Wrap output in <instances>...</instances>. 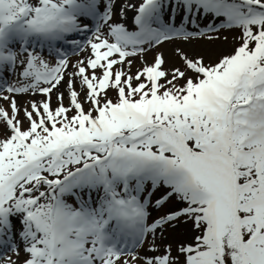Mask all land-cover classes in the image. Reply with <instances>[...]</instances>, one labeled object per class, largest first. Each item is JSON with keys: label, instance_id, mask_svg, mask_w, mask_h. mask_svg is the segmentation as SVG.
<instances>
[{"label": "snow or ice", "instance_id": "6c2138e0", "mask_svg": "<svg viewBox=\"0 0 264 264\" xmlns=\"http://www.w3.org/2000/svg\"><path fill=\"white\" fill-rule=\"evenodd\" d=\"M117 3L0 0V264H264V0ZM219 29L226 54L131 72ZM181 221L174 256L157 232Z\"/></svg>", "mask_w": 264, "mask_h": 264}, {"label": "rangeland", "instance_id": "374dc122", "mask_svg": "<svg viewBox=\"0 0 264 264\" xmlns=\"http://www.w3.org/2000/svg\"><path fill=\"white\" fill-rule=\"evenodd\" d=\"M123 0H118L117 6H119V3H122ZM135 2V0H133ZM129 18L133 15L131 11L128 12ZM129 30H132L134 28L133 25H131L130 19L128 20ZM200 27H206V22L201 21ZM134 30V29H133ZM191 30V28H190ZM239 33L235 29H219L215 33H208L207 36H197L194 38H190L188 41H184L183 39L177 38L171 41H165L161 45L154 46L153 48H146L145 53L143 54V57L141 58L139 55L136 57H133V63L131 65V72L135 73L136 70L144 63H151L154 60V56L156 53H162L164 58V65L163 67L165 69L170 70L172 67L182 66L181 61L179 57L176 55V48H180L185 52H188L189 54H200L204 56L205 63L209 61V59H215L216 56L220 54H226L230 52L237 44L238 40L236 37H238ZM208 37H212L209 39ZM226 38V39H225ZM44 55V54H43ZM45 56V55H44ZM86 54H81L80 56H71V62L75 63L77 59H83L85 58ZM45 59H48L50 63H54L55 61L51 60L47 56H45ZM127 67V65H125ZM72 69L69 68V71ZM12 79V78H10ZM61 90H63V84L61 85ZM77 91H79V85H77ZM109 96L114 98V93L109 92ZM16 102L18 106L21 108V115L23 107L29 103V101L35 99L37 101L44 99L41 95L38 94H17ZM65 105L68 104V98L65 96ZM0 105H3L5 108L8 107V102L0 100ZM52 106H56V100H55V93L52 95ZM84 108L87 109L88 105L84 104ZM70 115L72 113H69ZM4 128L5 125L3 121H0V136L4 134ZM169 205H164L159 209L152 208L151 211V217L150 220L157 218L160 215H163L168 210ZM176 210V209H172ZM190 229V223L185 224L182 221L177 224L175 228L169 227L167 225L163 226V236H160V232H157V245L158 247H163L164 244H171L172 245V255H178L177 252V246L180 243H187L189 239L191 238L192 233L189 231ZM145 249H140L141 254ZM151 254H160V253H149ZM6 255L11 256L13 260L17 261V264H21L24 253L23 251L20 252L19 256H17L14 253L8 252Z\"/></svg>", "mask_w": 264, "mask_h": 264}, {"label": "bare ground", "instance_id": "6f19581e", "mask_svg": "<svg viewBox=\"0 0 264 264\" xmlns=\"http://www.w3.org/2000/svg\"><path fill=\"white\" fill-rule=\"evenodd\" d=\"M127 15L129 16V14L127 13ZM128 23V22H127Z\"/></svg>", "mask_w": 264, "mask_h": 264}]
</instances>
